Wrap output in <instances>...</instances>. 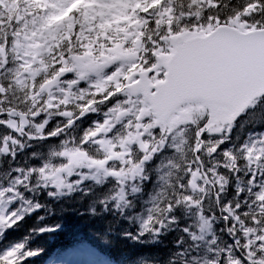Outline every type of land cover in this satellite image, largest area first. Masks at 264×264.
Wrapping results in <instances>:
<instances>
[{"label": "snow or ice", "instance_id": "obj_1", "mask_svg": "<svg viewBox=\"0 0 264 264\" xmlns=\"http://www.w3.org/2000/svg\"><path fill=\"white\" fill-rule=\"evenodd\" d=\"M81 226L264 264V0H0V264Z\"/></svg>", "mask_w": 264, "mask_h": 264}, {"label": "trees", "instance_id": "obj_2", "mask_svg": "<svg viewBox=\"0 0 264 264\" xmlns=\"http://www.w3.org/2000/svg\"><path fill=\"white\" fill-rule=\"evenodd\" d=\"M82 244L96 248L99 252L97 256L87 255L89 261L101 259L102 257L107 256L108 258L119 262L127 256L125 250L119 246L103 248L101 250V246L99 245L95 235L85 226L69 229L49 242L47 244L48 256H54L60 261V264H68L67 257L70 254L80 252L79 249ZM45 259H47V257H45Z\"/></svg>", "mask_w": 264, "mask_h": 264}, {"label": "rangeland", "instance_id": "obj_3", "mask_svg": "<svg viewBox=\"0 0 264 264\" xmlns=\"http://www.w3.org/2000/svg\"><path fill=\"white\" fill-rule=\"evenodd\" d=\"M70 261H71L73 264H86L84 258H79V259H77V261H75V260H69V262H70Z\"/></svg>", "mask_w": 264, "mask_h": 264}]
</instances>
